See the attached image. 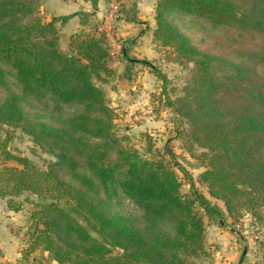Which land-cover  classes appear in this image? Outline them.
I'll list each match as a JSON object with an SVG mask.
<instances>
[{"label": "trees", "instance_id": "trees-1", "mask_svg": "<svg viewBox=\"0 0 264 264\" xmlns=\"http://www.w3.org/2000/svg\"><path fill=\"white\" fill-rule=\"evenodd\" d=\"M155 9L154 40L192 64L182 95L172 98L165 75L123 42L121 54L164 82L168 108L187 126L178 136L202 150L199 183L226 211L193 181L182 192L177 170L186 171L169 147L171 159L149 157L118 134L102 88L116 75L107 35L74 33L69 51L61 47L59 26L75 16L86 25L85 13L45 20L41 0H0V155L16 164L0 166V200L18 212V198H37L24 201L32 210L17 264H47L45 253L56 264H211L205 218L264 221V0H157ZM184 22L229 33L223 46L235 58L201 48ZM17 129L51 158L44 167L7 150Z\"/></svg>", "mask_w": 264, "mask_h": 264}, {"label": "rangeland", "instance_id": "rangeland-1", "mask_svg": "<svg viewBox=\"0 0 264 264\" xmlns=\"http://www.w3.org/2000/svg\"><path fill=\"white\" fill-rule=\"evenodd\" d=\"M50 0H41L42 17L51 20L57 17L52 13ZM72 3L77 0H64ZM90 5V12L82 17L86 25L80 32L90 34L104 33L107 35L112 45V61L110 66L115 69V78L108 84L102 85L109 99V106L117 116V128L120 136H128L131 144L141 154L152 156H163L171 159L166 154V147H169L174 154L173 161L185 169L177 170L182 181V192L190 193L192 181L195 186L215 205L226 211L224 202L212 198L208 189L199 183V176L204 171L206 162L201 158L202 150L195 148L190 152L186 140L179 137L177 128H186L184 121L182 124L175 120V114L168 108L165 98L162 95L164 82L159 80L150 68L142 64L132 65L121 54L123 43L130 58L146 59L156 67L167 79V92L173 98L174 94L182 95L183 87L186 85L191 75L192 64H182L174 60L173 56L154 40L153 30L156 28L155 6L147 30L140 24L145 20V14L139 9L141 0H83ZM53 3V2H52ZM123 4L130 14H136L139 28L132 36L126 34V25L131 22L126 21L128 14L122 12ZM134 5V6H132ZM146 21V20H145ZM152 23V22H151ZM67 24V23H66ZM59 26L61 47L64 51H69L70 39L64 38V26ZM184 32L190 36L201 48L213 53H225L235 58L231 49L223 45L227 44L223 31H199L190 22L181 23ZM126 41V42H125ZM131 41H134L131 43ZM123 42V43H122ZM131 67V70H128ZM176 89L173 92L172 89ZM7 150L16 156L27 157L44 167L45 160L51 159L42 153L41 149L35 146L32 138L23 134L20 130L13 131V139L9 142ZM4 163V156L0 155V166ZM8 165H16L14 161H8ZM28 197L32 200L37 198L30 193H25L16 201L22 202L21 215L27 225L21 226L25 244L22 251L27 247L28 231L25 227H30L29 217L32 205L24 202ZM6 201V200H2ZM7 203V201H6ZM128 212H132L133 207H125ZM18 211V212H20ZM227 216V213H226ZM206 223V250L210 253V258L204 260L211 264H264V221L259 222L251 215L245 214L238 222L226 217V225L220 226L205 218ZM21 251V258H22ZM20 258V260H21ZM1 260V259H0ZM44 260L47 264H56L52 258L45 253ZM0 264H4L0 262ZM17 264V263H16Z\"/></svg>", "mask_w": 264, "mask_h": 264}, {"label": "crops", "instance_id": "crops-1", "mask_svg": "<svg viewBox=\"0 0 264 264\" xmlns=\"http://www.w3.org/2000/svg\"><path fill=\"white\" fill-rule=\"evenodd\" d=\"M48 3L52 6V13L57 16L72 15L77 12H90V5L83 0H77L72 3L64 0H50ZM154 6L155 0H141L139 2V9H142V14H145L146 18V21L140 22V24L144 25V30H147L150 17L153 15ZM151 22L150 25L152 27L153 20ZM84 28L79 21V17L75 16L64 26V38L68 40L72 34L78 33ZM138 28L139 24L131 23L126 25V34L132 36ZM21 212L12 211L6 201L0 200V262L4 264H16L21 258V251L26 239L21 234L22 230L20 228L27 225L22 221L25 217L21 215ZM25 229H28V227H25Z\"/></svg>", "mask_w": 264, "mask_h": 264}]
</instances>
